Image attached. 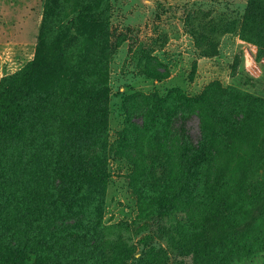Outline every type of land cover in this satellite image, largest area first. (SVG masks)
Segmentation results:
<instances>
[{"label": "rangeland", "instance_id": "obj_1", "mask_svg": "<svg viewBox=\"0 0 264 264\" xmlns=\"http://www.w3.org/2000/svg\"><path fill=\"white\" fill-rule=\"evenodd\" d=\"M77 3L0 0V82L35 59L51 8L56 29L73 34L74 61L90 48L109 63L108 185L91 183L72 202L83 225L101 222L104 244L50 232L71 210L56 154L46 146L54 156L44 169L35 136H0V235L9 254H26V264H264V44L243 28L251 0H107L88 23L78 21ZM194 100L202 113L170 127L175 109ZM236 106L249 118L220 122ZM209 132L224 148L215 182L205 164L187 174L189 158L180 156ZM49 134L45 125L37 137ZM209 226L221 235L212 245L202 234ZM42 230L37 255L21 240L37 241Z\"/></svg>", "mask_w": 264, "mask_h": 264}, {"label": "trees", "instance_id": "obj_2", "mask_svg": "<svg viewBox=\"0 0 264 264\" xmlns=\"http://www.w3.org/2000/svg\"><path fill=\"white\" fill-rule=\"evenodd\" d=\"M106 1L78 0L75 7V14L80 19L78 21L88 23L97 20L96 16L102 11ZM251 2L253 6L250 4V9L242 22L243 28L254 38L260 39L256 41L253 38L252 42L264 44V0H251ZM259 9L261 10L257 12ZM51 10L46 13L35 59L19 71L4 77L0 82V136L1 138L10 136L20 143L30 134L35 136L36 155L42 160L37 166L44 169L48 168L46 163L51 162L54 156L48 153L46 146L56 154L55 164L56 168L59 167V181L62 186L60 194L66 207L71 210L64 213V218L55 221L50 232H65V240L76 237V239L89 240L93 244L98 242L104 244L105 237L101 222L96 221L92 226L83 225V214L72 211V202H75L79 193H81L80 199H85L83 196L91 183H94L99 190L106 189L108 185L109 63L97 58L96 52L90 48L83 50L84 60L74 61L68 50L73 34L64 26L56 29L52 23ZM52 30H55L56 36L50 40L48 33ZM108 35V27L104 26L102 31L104 40H109ZM165 74L160 77H165ZM202 98L204 101L205 97ZM258 98L263 102L264 97ZM198 101L202 102L200 99ZM198 101L181 105L182 109H175L170 127L187 113H202ZM237 101L250 102L242 98ZM207 103L210 107L213 106L211 102ZM260 105L264 115V105L263 103ZM248 118L246 109L236 106L231 110L230 115L224 114L219 120L226 123L232 119L231 126L236 127ZM45 125L50 126L52 137L49 134L44 136V139H40L37 136L43 133ZM209 135L210 132L206 138L196 144L188 141L187 154L180 153V156L184 159L189 158L187 171L188 167H191L192 172H198L205 164L208 177L210 175L211 182H215L223 166L221 155L224 148L216 140H211ZM252 136L249 130V137ZM45 151L48 154H45ZM4 211H6L4 206H0V222L4 220ZM217 229L209 226L202 233L207 234L206 239L210 240V245L215 244L221 237ZM38 237L37 241H34L25 234L21 240L23 245L30 247V250L37 255L40 254L39 243L45 237L43 230L38 233ZM7 241V237L2 233L0 264H26L29 257L26 254L19 257L9 254ZM206 248L204 244L198 246L201 255L206 252L202 253ZM201 255L197 259H200Z\"/></svg>", "mask_w": 264, "mask_h": 264}]
</instances>
